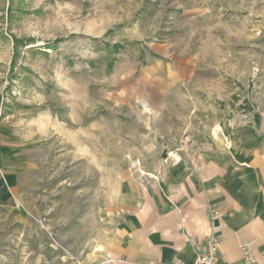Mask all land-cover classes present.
Segmentation results:
<instances>
[{
    "label": "rangeland",
    "instance_id": "obj_1",
    "mask_svg": "<svg viewBox=\"0 0 264 264\" xmlns=\"http://www.w3.org/2000/svg\"><path fill=\"white\" fill-rule=\"evenodd\" d=\"M261 116L264 0H0V264H64L42 216L94 248L123 172Z\"/></svg>",
    "mask_w": 264,
    "mask_h": 264
},
{
    "label": "crops",
    "instance_id": "obj_2",
    "mask_svg": "<svg viewBox=\"0 0 264 264\" xmlns=\"http://www.w3.org/2000/svg\"><path fill=\"white\" fill-rule=\"evenodd\" d=\"M207 126L156 179L133 170L115 179L97 245L78 249L87 264H189L211 234L222 239L218 264H264V116ZM3 185L0 175V198ZM248 241L254 262L243 251Z\"/></svg>",
    "mask_w": 264,
    "mask_h": 264
},
{
    "label": "built area",
    "instance_id": "obj_3",
    "mask_svg": "<svg viewBox=\"0 0 264 264\" xmlns=\"http://www.w3.org/2000/svg\"><path fill=\"white\" fill-rule=\"evenodd\" d=\"M211 212L213 219H216L218 217L217 209L213 207ZM35 220L37 224L48 233L52 244L60 250L61 258L63 259L64 264H87L78 254L72 250L74 248L71 245L65 244L54 235V233L48 227L47 217H37ZM221 246L222 239L220 236L211 234L204 237L197 242L194 258L189 264H218ZM242 246L247 261L254 262V258L251 255L253 243L248 241L243 243ZM174 264H184V262L181 259H178Z\"/></svg>",
    "mask_w": 264,
    "mask_h": 264
},
{
    "label": "trees",
    "instance_id": "obj_4",
    "mask_svg": "<svg viewBox=\"0 0 264 264\" xmlns=\"http://www.w3.org/2000/svg\"><path fill=\"white\" fill-rule=\"evenodd\" d=\"M28 41H30V42H28ZM32 41H33V39H24V38H18V37H15L14 38V57L17 55V54H19V50H18V48L20 47V45H26V44H32ZM25 42H27V43H25ZM12 67H13V65H12Z\"/></svg>",
    "mask_w": 264,
    "mask_h": 264
}]
</instances>
